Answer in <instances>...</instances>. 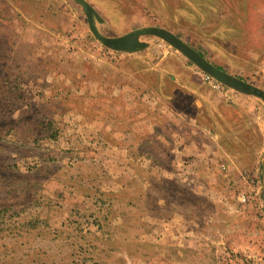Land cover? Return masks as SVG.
Here are the masks:
<instances>
[{"label": "rangeland", "instance_id": "1", "mask_svg": "<svg viewBox=\"0 0 264 264\" xmlns=\"http://www.w3.org/2000/svg\"><path fill=\"white\" fill-rule=\"evenodd\" d=\"M87 1L102 34L166 28L227 71L234 30L264 28V0ZM142 40L106 48L74 0H0V264H264L259 133L227 111L210 142L185 86L212 83Z\"/></svg>", "mask_w": 264, "mask_h": 264}, {"label": "crops", "instance_id": "2", "mask_svg": "<svg viewBox=\"0 0 264 264\" xmlns=\"http://www.w3.org/2000/svg\"><path fill=\"white\" fill-rule=\"evenodd\" d=\"M236 4V3H235ZM244 4H242L243 6ZM237 8V13L240 11L239 18H243L244 25L245 21L252 14L255 15L254 5L251 7L244 6L241 10L237 4L235 5V9ZM233 32V31H232ZM243 35L240 36L238 30H234L233 36L235 41L231 43L233 50L228 52L231 53L230 61L228 62V67L236 69V71H227L237 77L244 78V80L248 81V77H253L255 73H263L264 74V28L261 30V27L255 29L254 26L246 25L243 27ZM133 54V53H127ZM219 67V66H218ZM225 70V69H224ZM185 73L189 74L187 70ZM194 79L192 80L193 85H186V88H189L192 93H194V105L196 110L202 112L203 115L209 113L211 117V121L214 126H211L212 129L204 127L203 125H198L202 129V131L208 133L209 141H223V128L221 127V123L227 122L225 112L229 111L231 116L235 113L242 114V121L244 123L241 131L244 133L248 131L250 134L256 130L260 137L261 141L257 146L253 144L258 152H264V107L262 113L259 112L256 115L253 110L260 108L258 106V102H256L257 97L251 95H245L239 93L234 90H225L221 86L218 88L211 86L202 85V80L199 79L196 72H192ZM175 79L178 76H174ZM247 77V78H246ZM253 83L251 81H248ZM254 84V83H253ZM258 99V98H257ZM263 102V101H262ZM255 115V116H254ZM202 120V119H201ZM195 124L199 123L197 118L194 119ZM237 130L235 135L231 137V139H236V135H239L241 132ZM250 139V138H249ZM203 145V144H202ZM230 148V145H228ZM246 146V144H245ZM211 148L210 145H204L201 147L200 152L202 154H207V151ZM248 148V147H247Z\"/></svg>", "mask_w": 264, "mask_h": 264}, {"label": "water", "instance_id": "3", "mask_svg": "<svg viewBox=\"0 0 264 264\" xmlns=\"http://www.w3.org/2000/svg\"><path fill=\"white\" fill-rule=\"evenodd\" d=\"M74 1L82 7L87 18L89 29L94 37L106 48L118 52L136 53L149 47V42L142 40L143 37L152 36L160 38L178 50L206 75L212 77L220 84L239 93L255 96L264 101V89L213 64L190 44L170 30L157 26H146L136 28L119 36H106L98 28V23L104 22V19L97 10L87 0Z\"/></svg>", "mask_w": 264, "mask_h": 264}, {"label": "built area", "instance_id": "4", "mask_svg": "<svg viewBox=\"0 0 264 264\" xmlns=\"http://www.w3.org/2000/svg\"><path fill=\"white\" fill-rule=\"evenodd\" d=\"M206 80H208L209 82L212 83V85L216 88H218L220 86V83H218L215 79H213L212 77L205 75Z\"/></svg>", "mask_w": 264, "mask_h": 264}, {"label": "trees", "instance_id": "5", "mask_svg": "<svg viewBox=\"0 0 264 264\" xmlns=\"http://www.w3.org/2000/svg\"><path fill=\"white\" fill-rule=\"evenodd\" d=\"M242 4H245V3H242ZM242 4H241V6H242ZM202 54V53H201ZM203 55V54H202ZM204 56V55H203ZM221 69H222V67H220Z\"/></svg>", "mask_w": 264, "mask_h": 264}]
</instances>
